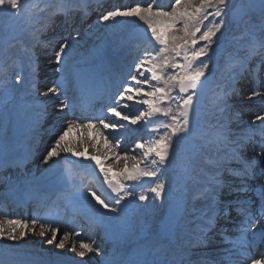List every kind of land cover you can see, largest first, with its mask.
<instances>
[{
    "label": "bare ground",
    "instance_id": "obj_1",
    "mask_svg": "<svg viewBox=\"0 0 264 264\" xmlns=\"http://www.w3.org/2000/svg\"><path fill=\"white\" fill-rule=\"evenodd\" d=\"M238 0H229V8L232 9ZM104 0H87L86 2H81L77 0H68V3H72L75 5L73 8V16L71 17V25L75 27L76 21L75 16L79 10L86 13V20L85 26L83 31L75 32L71 36V42L69 46L65 49L64 53H61V59L59 62L55 60V62L47 63L46 61L56 59V54L59 52V45L56 41L51 43H45L44 41L39 40V42H34L33 38L29 36L27 33H21L15 39V41L11 45V51L13 52L15 57L20 55L21 48L32 47L33 52L37 51V56L35 59V67L38 74L41 76L42 73L46 72L49 68L53 67H61L63 64L67 62V56H73L79 59L84 66H88L91 61L86 60L82 57L81 52L89 53L90 47L93 46L97 50L95 59L99 62H113L118 59L117 56L119 54V44L122 42L127 36L130 34L131 31L137 28H145L147 30V26L143 24L142 21H139L137 17H116L110 19L108 21H104L102 19L103 15H106L109 11L115 10L117 8L124 10L129 7L135 6L140 4L142 6H147L148 4H152L154 7H162V4L155 5L152 3V0H109L108 3H103ZM124 2V4H123ZM241 2L245 4H251L253 7L260 4L259 0H241ZM68 3H65V7L68 6ZM92 3L93 6L90 5ZM102 3L104 6L102 7ZM175 3V0H172L171 4L169 5L168 9L170 10V6ZM200 0H193V4L198 5ZM57 4V3H53ZM47 5V7H45ZM60 5V4H59ZM123 5V7H122ZM54 5H50L48 3L43 4V7L46 9H50V7ZM57 7V6H56ZM54 7V9L56 8ZM249 10V9H248ZM54 11V10H52ZM209 11H213V9H209ZM41 12V6L36 4L33 10L32 15L34 16V26L33 32L34 35H42L46 36L49 34L48 30L51 26H55L56 23H49L44 25L43 23L49 20V16L51 13L47 15H43ZM61 14H56L55 19H58V16ZM55 20V21H56ZM210 21H215L213 16H209L208 20L205 21V25H209ZM95 22V23H94ZM216 22V21H215ZM259 23V19L257 22ZM101 26L99 30L96 32L95 27ZM210 26V25H209ZM204 29L202 28V31ZM175 31V30H173ZM256 31L257 40H260L261 37H264L263 33H261L258 29ZM74 32V31H73ZM243 30L241 29L239 32L235 33L231 39L240 37ZM36 35V36H38ZM54 35V34H53ZM51 35L50 37H52ZM199 36V33L197 34ZM217 37L218 34H217ZM167 39V35L165 37ZM216 43H214L210 49L212 53H208V56L202 57V59L206 60L209 63V69L206 70L205 76L212 75V78L208 80L209 85L211 88L216 86L223 87L226 92H229L228 95H225L226 92L223 93V96L230 97L234 105L230 108H224L223 111L219 110L218 112L214 113L213 115L207 117L205 119L206 122H213L216 123L219 120L220 123L227 122L228 127L230 128V136L229 140L231 143H228L226 146L223 144L217 149V146L213 149L215 150V154L208 156L206 152H203L199 157H197L193 161V168L197 169L201 175L205 178L208 176L215 175L219 181H223L224 185L221 187L220 191L219 186L220 183L217 184H209L208 181L201 182V186L198 188H203L208 186L211 189L210 192L205 196L203 199H199L196 201H192L190 195H186V198L189 199L190 208L187 213V221L194 223L197 226L204 225V231L201 232L198 228L188 230L185 235H183L180 240L174 247L175 256L178 259V264H180L181 259L185 260V264L187 261H191L192 259H197L195 262L196 264H227V260L225 257L229 255V249L233 248V245L224 246L223 242H226L228 238L221 239V241H217L216 235L220 234V230H225L226 228H239L240 225L232 224L233 215L228 216L226 219L221 220L225 223H220L216 225V227L208 230L206 229L205 220L199 219L195 216L196 207L199 203L203 202H210L213 194L216 198H219L220 202L217 204L216 208L218 210L223 209L226 204L230 203V205L235 206L234 212L239 215L237 211V205L243 204L246 207H251L254 205H261V193L264 192V176L263 181L259 182L261 185L260 190L258 193V198L256 200L250 197V194L244 193L241 194L238 192V184L237 180L232 179L233 172L236 170V167L233 166V162L237 161L239 158L235 156H230L232 150H234V145H237L236 150L238 154L243 153L242 147V139H243V132L245 129V124L249 122L251 124L250 130L252 132H257L261 121L257 117L264 116V63L261 61L264 60V47H257L255 49V54L250 55L248 47L245 50V56L241 59H230L229 54L220 55L219 46H222L226 40L224 39L220 42L217 38H214ZM140 43V48L138 53L130 54V48L137 44L131 43L127 46L125 52L121 55L122 57L126 55H132L134 57L133 62L131 63L127 77L124 79L122 85L118 87L117 94L119 92H124L126 89H132L131 92H126V95H132V100H120L117 96L115 102V107L119 105L122 101L129 103V105H137L140 110L136 113L135 116L139 115L141 112L147 110V106L142 104L140 101L142 99H147L149 97H143L142 95H135V88L142 87L144 91H151L152 88L150 85H156L157 82L149 80V84L138 85L137 81L132 80V76H137V80H143L145 76L150 77V73L147 72V65L140 66V62L144 57L145 51L149 50L152 51V54L155 55V52L159 50V45H154V41L151 38V34L147 35L145 38H142ZM204 42L200 41L197 47L202 46ZM79 49V51L77 50ZM155 49V50H153ZM33 54V53H31ZM32 55H28L27 59L31 62ZM171 59V57H170ZM178 63L179 60L175 57ZM239 61V63H236ZM244 62L245 65L243 66L242 75H238V71L240 67V62ZM198 63V62H197ZM52 64V65H51ZM29 67L25 66L24 76H28ZM209 70V72H208ZM231 70V71H229ZM178 69H166L167 75H172ZM139 72H144V76H140ZM229 72H232L229 74ZM60 77V76H59ZM58 77V78H59ZM235 77V79H233ZM34 78V75L32 76ZM57 78V79H58ZM220 78V80H218ZM54 78H50L49 81L44 82L43 84L40 83L38 85V91L35 89L33 93V97H37L40 91L46 90L48 86H50L53 82ZM218 80V81H217ZM238 83V88H233V85ZM126 86V87H125ZM72 87V81H68L66 78L63 80H59L55 82L53 85V89H55V93L45 91L43 95L38 100H33L41 104H46V112L42 111V118H45V125L48 124L49 121L58 120L60 123V131L63 132L66 128L68 123H72L73 127L71 131L65 136L64 143L66 147H71L74 153L80 155L81 160L72 156L69 160L72 164V169L70 170L71 179H64L66 184L73 182L74 178L81 176L83 168L88 169L89 166H93V161L97 163V161L102 162L105 168L108 170V176L111 179L112 177L117 180L119 183H124L129 186L130 190L134 192V195L131 197H127L125 202H122L120 205H115L113 202L109 203L110 207H116L118 209L117 212H111L108 209L103 208L99 203H97L96 199L92 197L91 194L86 192L84 194L78 193V196H72L73 203H77L82 205H87L91 211V214L95 215L102 220H110L113 221L116 226H118L117 230L111 229L110 233L112 235L113 244L110 245L108 243L101 242L103 235L101 233L96 234V238L99 240L95 245H90L94 251L87 253L84 256L80 255V247L76 241L78 238L79 233L74 236L71 234L70 231L66 228L64 232H61L55 241H51V234L48 233L45 236H40V228L39 226L35 227L33 231V226L28 225L27 228L23 227L20 222L14 224L17 227H12L14 229V234L17 237H20V233H24V235L16 240L8 239V226L0 225L2 232H0V240L7 241L9 243H13L16 252L23 254L29 259L30 261H37L39 259L44 261H50V258L58 260L59 264H70L71 261L66 260L65 258L55 257V255L69 253V254H76L77 256H81L86 259L88 264H171L169 262V258L161 253L160 248L157 247L155 244L148 246V244H141L139 248H132L131 246H126L122 244V241L119 239V233L121 231L120 227L126 224V221L130 220L128 218L129 213H131L134 208L136 207V193L134 191V186L140 187V181H127L123 177L125 175V169L131 170L133 167L138 166L137 162L146 163L143 157V150L138 147L139 144L147 145L148 142H152V140L159 135L164 134L166 131L164 128L158 131L152 132H145L143 130H138L137 128H142L148 126L151 123H159L163 120L162 117H153L151 120L148 118H144L138 122V125L135 127H131L129 129V133L126 137H122L121 135L115 136L114 132L118 130L119 126L122 124L121 121L113 116L111 113L107 111L103 112V114L99 118H86L83 121L79 122L77 120H71L68 117V111L70 110L71 104L68 103L69 98L71 97V93L68 96V90ZM65 88V90H64ZM173 96H176V90H173L171 93ZM237 96V97H236ZM59 100L62 101V107L60 109L56 108L58 106ZM18 102V100H17ZM16 102V104H17ZM68 105L64 107V105ZM175 108V103L172 105ZM3 110L4 114L7 113L8 115L12 113V110L15 108L13 103H7ZM27 109V116L33 114V108L26 107ZM36 110H40L39 108ZM43 110V109H42ZM118 111L123 110L117 107ZM53 114H57L58 116H54ZM6 115V116H8ZM54 116V118H52ZM33 118V117H32ZM103 119L105 123H115L118 125L116 128H108L105 129L102 124H100V120ZM29 121V118H28ZM89 123H91V127H88ZM40 133L39 137L37 138V145H41L43 140L48 139L49 135L46 133ZM128 140L129 143L125 144V141ZM174 145L173 148L170 149V157L169 162H172V159L177 158L178 147L177 142L178 139L174 138ZM254 141L251 143L250 150L253 147ZM55 146L54 143L51 144V147L48 148L47 152ZM58 151H62L59 150ZM253 154L247 153L245 158L246 160L250 161L252 159ZM95 157V160L92 159ZM158 161L157 157H154ZM208 159V160H207ZM215 161L216 163L209 164L207 161ZM233 166L231 170H224L223 168ZM155 166L159 167L158 170L164 174L168 173L167 168L165 165H161L157 163ZM203 169V172H201ZM63 171V165H53L49 171L46 172L45 175L41 177H46V175L52 174H61ZM207 173V175H205ZM37 180V179H35ZM164 181V179L162 180ZM234 183V184H232ZM234 188V189H233ZM240 188V187H239ZM249 188H253V183ZM78 188L73 189L70 194H74ZM84 193V192H83ZM209 200V201H208ZM135 206V207H134ZM210 208V207H209ZM207 208L204 212V216H207V213L210 212V209ZM156 213V212H155ZM236 215V214H235ZM223 216H225L223 214ZM260 217V216H256ZM206 219V218H205ZM238 218L237 220H240ZM219 221V222H221ZM151 223H155V218H150ZM261 223L264 224V217H261ZM20 225V227H18ZM232 226V227H231ZM5 229V231L3 230ZM78 230V229H77ZM20 232V233H18ZM200 233L203 236V240L200 238L196 239V235ZM248 232V231H247ZM68 233L69 239H64V234ZM241 233L233 234L232 238L237 239L240 237ZM61 240H64L63 244L60 243ZM159 238H156L158 241ZM190 241L191 245L187 246L189 250L187 256L183 255L180 252V248H182V243L184 241ZM51 241V242H50ZM162 240L159 241V244ZM181 244V245H180ZM200 245L202 248L200 251L197 252L195 248ZM45 250L49 251L46 252ZM264 257V244L261 246L259 252L256 254V258ZM235 256L232 257V259ZM56 264V263H55ZM77 264H82L78 262Z\"/></svg>",
    "mask_w": 264,
    "mask_h": 264
},
{
    "label": "snow or ice",
    "instance_id": "obj_2",
    "mask_svg": "<svg viewBox=\"0 0 264 264\" xmlns=\"http://www.w3.org/2000/svg\"><path fill=\"white\" fill-rule=\"evenodd\" d=\"M261 15L259 17V23H256L248 15V9L252 8L253 5L245 4L240 2L236 4L233 11L237 15L238 23L244 26V31L241 33L239 39L245 40L248 38L249 54H255V49L257 47H264V37L257 40L256 31L259 30L264 33V0H259ZM65 3L68 0H61L59 6H57L52 12V16L56 14H63L67 17L68 13L75 7L74 4L68 3L65 7ZM47 7V5H45ZM26 5L23 0H0V13H3L8 17L19 18L21 14L25 11ZM229 8V0H200L198 5L193 4V0H175V3L170 6V10H166L160 7H154L152 4L147 6H142L137 4L135 6L129 7L127 9L121 10L119 8L109 11L106 15L102 16L104 21L116 17H137L139 21H142L144 25L147 26V31L150 32L152 40L155 44H158L159 50L152 54V51L146 50L143 59L140 62V66L147 65V72L150 73V77L145 76L143 80H137V76L133 75L132 80L137 81L138 85L149 84V80L157 82L156 85H150L151 91H144L142 87H136L135 92L137 95H142L143 97H149L147 99H142L140 102L147 106V110L141 112L135 117H130L127 114L122 115V111H118L117 107H109L108 112L115 117H120L127 121L131 119L132 124H136L144 118L151 120L153 117H162L161 120L155 127L154 131H158L159 128H164L166 131L159 139L152 141L147 147L144 144H139L138 147L143 150V157L146 161L145 167H140L139 165L133 167L131 170L125 169L124 179L127 181L138 182L142 178H156L157 170L150 169L147 164L156 165L157 163L163 165L169 162L170 149L173 148L175 143L174 138L180 140H189L193 142L204 140L205 145L215 143L217 149L219 150V145L231 143L229 140L230 128L227 122L220 123L217 120L215 125H212L216 129L213 133L214 139H206L205 135L202 133L201 128L198 124H194L192 120L193 112V100L197 95L199 87L202 85V77H205V72L209 69V63L202 59V57L208 56V53L217 38V34L221 33V28L224 26V20L221 19L219 22L210 21L209 25H205V21L208 20L209 16L223 17L226 15V11ZM213 9V11H209ZM44 9H41L43 11ZM202 28L204 29L202 31ZM175 30V31H173ZM199 33V36L197 35ZM167 35V39L165 38ZM222 35V33H221ZM38 39V37H37ZM203 41L202 46L197 47L198 43ZM69 45L67 43L62 44L59 48V52L56 54L57 62L61 59V53L65 52V49ZM155 50V49H153ZM171 57V59H170ZM175 57H182L183 63H178ZM230 59L232 57L230 56ZM198 62V63H197ZM264 63V60L261 61ZM239 63V61H236ZM166 69H178L172 75L166 74ZM140 76H144V72H139ZM235 79V77H233ZM16 83L21 81V76L19 74L15 77ZM178 89L176 96L171 93L173 90ZM49 92L55 93V89L50 88ZM132 89H126L119 95L120 100H132V95H126V92H131ZM227 95V93H225ZM175 103V108L172 107ZM68 105H64L67 107ZM123 107H128L124 104ZM223 111V109H221ZM260 121V127L257 132H250L247 137H245V142L251 141L256 135H259L260 141L255 143L253 146V157L251 161L244 160L242 169L235 170L233 174L240 177H248L253 180H259L261 176H264V170L261 171L260 176L253 172L254 166L259 164H264V116L257 117ZM100 124L103 125L105 129L116 128L117 124L109 122L105 123L101 119ZM89 123L88 127H91ZM73 124L70 122L67 128L60 134L58 139L55 140V146L51 148L47 155L44 157V162L53 157L59 156V150L64 152L72 153L73 155H79L74 153L71 147H66L62 145L65 136L71 131ZM236 158H239V154L233 150ZM157 157L158 161L153 158ZM95 160V157H92ZM193 156H182L178 159V180L182 183L186 189V195H190L192 201L205 198V196L211 191L208 186L201 189L190 190L188 189V184L195 183L197 178L193 175ZM99 164V162L97 161ZM209 164H215V161H207ZM103 172L104 182L107 183L108 188L112 193H115L114 197L110 199L115 205H120L126 197H131L134 192L130 190L129 186L124 183L113 182L108 176V171L101 168ZM203 172V169H201ZM207 175V173H205ZM209 184H219L220 181L215 175L209 177ZM165 189V184L163 182H156L154 187L149 189L150 192L154 193L157 198L161 197L162 192ZM103 208L108 209L111 212H117L116 207H110L109 203L105 199H101L95 192L91 194ZM146 195L141 192L139 194V200H146ZM261 205L256 213V216L264 217V192L261 193ZM231 205H226L221 209L222 213L227 216L229 215V208ZM237 211L244 219L241 221L238 230L241 236L236 240L232 241L233 248L227 250L229 255L225 257L227 264H264V257L256 258L246 249L248 247L246 241L244 240V234L249 230V228L256 223V219L252 214L250 207H246L240 204ZM215 215L211 217H206L205 224L207 227H211L214 222ZM9 223H17L15 221H9ZM38 221L33 220V231L35 230ZM23 227L27 228L28 225L24 224ZM40 236H45L46 234H51V241L57 239V229L46 224H39ZM201 232L204 231L205 226H198ZM2 232V230H0ZM24 233H20L22 237ZM255 235V234H254ZM17 237L13 232H9L8 239L16 240ZM68 238V233L64 234V239ZM198 239V238H197ZM50 241V242H51ZM64 240L60 243L63 244ZM81 251L80 255L84 256L87 253L94 251V249L83 242L79 245ZM233 256L243 257V260H233ZM0 264H4L0 260ZM180 264H185V260L182 258ZM186 264H196L194 261H187Z\"/></svg>",
    "mask_w": 264,
    "mask_h": 264
},
{
    "label": "rangeland",
    "instance_id": "obj_3",
    "mask_svg": "<svg viewBox=\"0 0 264 264\" xmlns=\"http://www.w3.org/2000/svg\"><path fill=\"white\" fill-rule=\"evenodd\" d=\"M156 2H159V1H153V3H156ZM229 11L230 10H227L226 15H224L223 17H215V18H217V22H219L221 19L224 20V26L221 28L222 35H221V33H218V35H219L218 40L223 41V39L226 38L227 44L229 46L235 47V49L233 51V56H234V58H236V57H240L241 53H243L245 51L246 43L242 44L238 38L231 39L232 36H230V35H232L233 33L231 31L229 32V30L233 29L234 31H236L238 28V29H242L244 31V26L242 27L241 24L239 26H235V25L232 26V24L228 20V12ZM6 17L7 16H5L3 13H0V27H3V25L5 24L4 22H5ZM100 27L101 26H98L95 29H97V31H98ZM5 33H6V31L4 30L3 35ZM147 35H150V32H148L145 28H137V29L130 32V34L127 36V38H125V41L130 42L132 39L137 40V38H142V37L145 38ZM1 37H2V35L0 34V38ZM124 47H125V44H122L120 46V51H123ZM239 47L241 48L240 50H238ZM90 49H91V52L96 51L93 46H91ZM77 50L79 51V49H77ZM224 50H225V45H224ZM210 53H212V51H210ZM180 60H181L180 62L183 63V60L182 59H180ZM122 63L124 65V67L122 68V71H125V69L127 67H129L130 59H128L127 61L122 60ZM208 72H209V70H208ZM121 74L124 76V72H122ZM204 85H205V87L202 85L199 87V89L197 91V95L194 97V100H193V112H192V120L193 121H194L195 117L198 118L199 116H204V115L208 114L206 112H204V114H201L204 110L203 108L212 109V106L216 100V97L211 95L210 91L206 89L207 88L206 84H204ZM176 92L178 93V89H176ZM135 95H136V92H135ZM123 105L124 104H122V107H123ZM220 107H218L217 109H219ZM124 109L128 110V109H132V108H130V105H128V107H124ZM198 111H200L199 115H196V113ZM125 114L128 115V113H125ZM129 116H131V115H129ZM132 117H133V115H132ZM204 119H203V121H204ZM245 125H248V124H245ZM199 127L201 128L202 133H204V127L203 126H199ZM247 128H250V127L247 126ZM204 134H205L206 139H209V140L214 139L213 134L211 135V137L209 136V134H206V133H204ZM248 135H249V132H246L244 134V142L242 143L244 151L247 150L249 143L251 141H253V140H251V141H248L247 143L245 142V137H247ZM257 137H258V140L260 141V137L257 135L254 137V139ZM213 144L214 143H212L211 145H213ZM181 153H182V150L181 149L178 150L179 158H180ZM252 153H253V150H252ZM262 170H264V166L262 167ZM167 181H168V179H167ZM167 181H166V186H167ZM261 181H263V176L259 182H261ZM239 185H240V187H243L241 189H244L245 184H243L241 182ZM249 194H253L255 196V193H253V191H250ZM162 197H163V194H161V197H159V198H157L154 195H151L148 197V200H146L145 205L140 208L141 213L137 217H134L132 222H130V224L128 225L129 227L126 228L124 230V232L121 233L120 239L122 236H125V240L123 239L124 241L122 243L125 244L128 239H133V241H134V239H136V237H139V233L145 232L146 235L149 233H156V234L159 233L158 224H159V222H161L165 218L166 215L164 216V214L166 213V208L169 204V201L166 202V200ZM155 201H156V204L153 205L155 203ZM159 205H162L164 207L160 213H159V208L156 209ZM154 210L156 213L153 215V217L155 218L156 225L149 226L147 224L146 218L148 216H150ZM184 211H185V209H184ZM176 235H177V233L174 234V237ZM75 255L76 254H74V256H72V257L78 258V257H76L77 255L76 256ZM68 256H71V255L68 254ZM82 262L85 263L86 262L85 259H83Z\"/></svg>",
    "mask_w": 264,
    "mask_h": 264
}]
</instances>
